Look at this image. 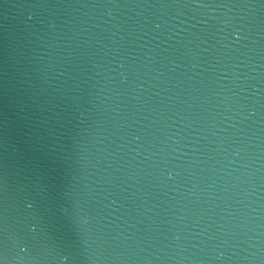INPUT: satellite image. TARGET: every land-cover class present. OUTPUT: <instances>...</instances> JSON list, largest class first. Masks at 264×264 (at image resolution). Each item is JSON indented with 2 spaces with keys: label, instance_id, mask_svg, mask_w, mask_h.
Here are the masks:
<instances>
[{
  "label": "water",
  "instance_id": "95a60500",
  "mask_svg": "<svg viewBox=\"0 0 264 264\" xmlns=\"http://www.w3.org/2000/svg\"><path fill=\"white\" fill-rule=\"evenodd\" d=\"M0 258L264 264V0H0Z\"/></svg>",
  "mask_w": 264,
  "mask_h": 264
},
{
  "label": "snow or ice",
  "instance_id": "6c2138e0",
  "mask_svg": "<svg viewBox=\"0 0 264 264\" xmlns=\"http://www.w3.org/2000/svg\"><path fill=\"white\" fill-rule=\"evenodd\" d=\"M34 7H43L45 5L43 4H37V5H33ZM29 19H31V16L29 17ZM31 206V205H29ZM16 246L19 249L20 253H25L27 251V244L23 241V240H18L16 242ZM0 264H6V261L4 258H0Z\"/></svg>",
  "mask_w": 264,
  "mask_h": 264
}]
</instances>
